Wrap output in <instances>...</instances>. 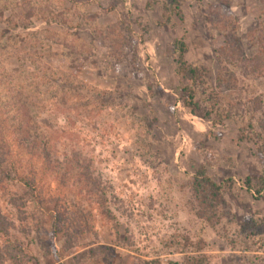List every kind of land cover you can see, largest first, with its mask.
Returning <instances> with one entry per match:
<instances>
[{
	"label": "rangeland",
	"instance_id": "1",
	"mask_svg": "<svg viewBox=\"0 0 264 264\" xmlns=\"http://www.w3.org/2000/svg\"><path fill=\"white\" fill-rule=\"evenodd\" d=\"M164 3L0 0V249L28 257L20 264H264V193L243 184L264 168L241 136L252 96L264 111V79L238 68L236 89L217 88L216 1L183 0L169 23ZM261 8L230 1L248 55ZM175 39L206 68L195 111L180 99ZM211 107L228 114L221 125L204 117ZM199 166L223 186L227 214L213 226L187 184ZM16 175L34 181L35 197Z\"/></svg>",
	"mask_w": 264,
	"mask_h": 264
},
{
	"label": "trees",
	"instance_id": "2",
	"mask_svg": "<svg viewBox=\"0 0 264 264\" xmlns=\"http://www.w3.org/2000/svg\"><path fill=\"white\" fill-rule=\"evenodd\" d=\"M182 1L183 0H166V3L163 4L162 8L166 14L164 18L165 23L170 22L169 14L176 16L180 20L182 19L183 16L180 8ZM215 1V12L216 17H218L217 22L219 21L216 24L221 25L223 30L222 45L214 49L215 59L219 65V68L215 73V86L217 88H225L228 90L236 89L239 82V76L235 69L238 68L246 70V72L254 79H264V0H259L262 8L257 16L255 27L249 32V41L254 47V51L250 55L244 52L240 39L235 35L234 31L237 28V20L229 9L231 0ZM121 21L123 24L126 23L123 19ZM186 50L187 44L185 41L182 39L174 40L173 51L175 53V71L184 81L180 88V99L184 106L195 111L200 108L199 103L195 100V96L197 89L205 83L206 68L187 63L184 59V53ZM248 105L253 116L247 121L245 132H243L241 136L253 142L254 155L260 162L262 168H264V111L260 112L262 109L261 96L259 94L252 96L249 99ZM18 106L22 114L19 115L21 121L17 122L15 128L21 130L20 128L23 126L22 119H24L23 112L28 115L26 110L29 108V105L25 101H21ZM227 116L228 114L223 108L213 109V107H211L204 113V117L209 119L214 126L221 125ZM3 154L4 153L0 151V170H3V165H1ZM45 160H49L48 153H46ZM86 176L87 178H90L89 174ZM15 178L26 187L27 194H34L35 186H33V180L18 175H16ZM187 184L193 196L195 215L209 226L219 224L227 214L222 196V184L211 179L206 174L203 166H199L196 169ZM243 184L247 189H252L256 196H262L264 193V172L259 175L246 176L243 180ZM38 202L42 204L40 200ZM48 211L53 213L51 227L52 233L55 236L59 233V226L60 222H63L61 221L63 220V217L58 213L59 211L57 210L56 204H54ZM6 224L7 223L4 219H0V230L1 233H4L5 235H7ZM258 225L264 227V219H259ZM11 247L12 245H9L5 249H0V264H20L29 260L25 255H23L22 258L17 259L12 253L13 249ZM14 249L16 248L14 247ZM92 251L93 250H90V252ZM144 264L154 263L147 261ZM168 264L178 263L169 262Z\"/></svg>",
	"mask_w": 264,
	"mask_h": 264
}]
</instances>
